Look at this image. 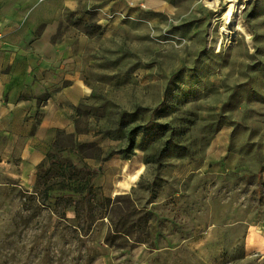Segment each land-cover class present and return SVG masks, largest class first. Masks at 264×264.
I'll return each instance as SVG.
<instances>
[{
    "label": "rangeland",
    "instance_id": "rangeland-1",
    "mask_svg": "<svg viewBox=\"0 0 264 264\" xmlns=\"http://www.w3.org/2000/svg\"><path fill=\"white\" fill-rule=\"evenodd\" d=\"M229 4L126 0L106 26L67 13L86 145L60 138L24 184L0 166V264H264L246 246L264 224V0L237 4L235 30ZM110 159L142 165L135 182L117 190Z\"/></svg>",
    "mask_w": 264,
    "mask_h": 264
},
{
    "label": "crops",
    "instance_id": "crops-1",
    "mask_svg": "<svg viewBox=\"0 0 264 264\" xmlns=\"http://www.w3.org/2000/svg\"><path fill=\"white\" fill-rule=\"evenodd\" d=\"M125 9L126 0H0V166L16 173L21 183L35 179L59 132L74 134L75 140L81 134L77 107L92 89L83 76V59L74 50L78 41L64 26L67 13L106 26L111 11ZM108 164L122 175L117 190L134 183L142 169L125 166L122 173L116 160ZM96 184H112L110 176ZM246 242L249 251L264 254V224L251 227ZM192 245L205 255V247Z\"/></svg>",
    "mask_w": 264,
    "mask_h": 264
},
{
    "label": "trees",
    "instance_id": "trees-1",
    "mask_svg": "<svg viewBox=\"0 0 264 264\" xmlns=\"http://www.w3.org/2000/svg\"><path fill=\"white\" fill-rule=\"evenodd\" d=\"M88 25H91V23H86V26H88ZM79 107H77L78 116H79ZM76 122H77V129H79L78 128V119H77ZM137 130L139 131V129H135L133 131H130L129 136H128V138H129V146H128L127 150L124 151V153H126V158H128V159H130L131 155L134 154L133 151H134V148L136 146V138H137V135H138ZM64 136L70 137L71 139L74 138L73 134H66L65 132H59V134L57 136V140H56V142L54 144L53 149L59 147L60 138H62ZM74 141H75L74 143L76 144V140L75 139H74ZM85 145H86L85 143H77L75 145V147L76 148H80V147H84ZM89 145L90 146H95V144H89ZM51 153H52V151H50L48 153V155L45 158V160L39 165L38 170L40 172H42L44 170V167H45L44 165L46 163V160L49 158V155ZM79 174L80 173H77V175H79ZM84 188H82V189H84V193H85L84 199H85V201H87L88 204L94 203L95 202L94 200L96 199V191L94 190L93 186H91V185L87 186V184H86V186Z\"/></svg>",
    "mask_w": 264,
    "mask_h": 264
},
{
    "label": "bare ground",
    "instance_id": "bare-ground-1",
    "mask_svg": "<svg viewBox=\"0 0 264 264\" xmlns=\"http://www.w3.org/2000/svg\"><path fill=\"white\" fill-rule=\"evenodd\" d=\"M226 1V0H225ZM230 4L229 6V10L227 12V14L224 17V28H231L232 30L236 28V26L234 25V21L236 18V15L239 12L238 6L237 4H239L242 0H227ZM245 1H250V0H245ZM206 3H208L209 5H214L216 6L218 3V0H205ZM239 30H243V27H239Z\"/></svg>",
    "mask_w": 264,
    "mask_h": 264
},
{
    "label": "built area",
    "instance_id": "built-area-1",
    "mask_svg": "<svg viewBox=\"0 0 264 264\" xmlns=\"http://www.w3.org/2000/svg\"><path fill=\"white\" fill-rule=\"evenodd\" d=\"M41 1H44V0H41ZM115 14H118V13H115ZM123 16V15H122ZM129 17V16H128ZM1 39H2V35L0 33V43H1Z\"/></svg>",
    "mask_w": 264,
    "mask_h": 264
}]
</instances>
